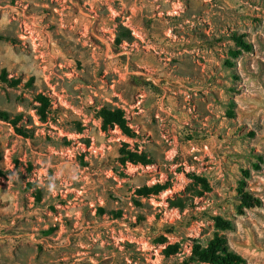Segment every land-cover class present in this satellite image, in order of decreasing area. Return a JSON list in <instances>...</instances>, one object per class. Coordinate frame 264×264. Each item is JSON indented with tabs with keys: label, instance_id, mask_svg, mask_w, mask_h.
Returning a JSON list of instances; mask_svg holds the SVG:
<instances>
[{
	"label": "rangeland",
	"instance_id": "1",
	"mask_svg": "<svg viewBox=\"0 0 264 264\" xmlns=\"http://www.w3.org/2000/svg\"><path fill=\"white\" fill-rule=\"evenodd\" d=\"M0 111V264H264V0H0Z\"/></svg>",
	"mask_w": 264,
	"mask_h": 264
},
{
	"label": "trees",
	"instance_id": "2",
	"mask_svg": "<svg viewBox=\"0 0 264 264\" xmlns=\"http://www.w3.org/2000/svg\"><path fill=\"white\" fill-rule=\"evenodd\" d=\"M236 45L240 47L241 51L249 52L250 46L243 42L241 38H235ZM237 51L232 53L234 57H236L239 52ZM3 80H6L3 78ZM12 86H17L18 81L12 80L10 83ZM38 102L41 104L39 108L38 114L41 116L42 120L45 118V109L48 105V100L43 96L37 97ZM98 117L102 123V130L107 131L109 129H118L121 134L127 138H133L135 133L133 130L128 126V123L125 119L124 111L119 108H101L97 112ZM0 120L8 122V115L4 112L0 111ZM14 130L17 135L22 136L23 138H27V135L20 129L17 128L15 123ZM121 149H119V158L118 162L125 166L127 163L133 165H143L148 166L151 164L150 159L147 158L145 154H140L138 152H131L128 149V145L126 143H122ZM163 190V187L160 185H155L154 187L148 188L143 187L142 189L137 190V195L141 197H149L151 195H157ZM239 201L241 202L242 206L246 209L257 207L260 204V201L253 197L252 195L243 193L239 197ZM214 227L219 231H226L231 229V222L227 219H224L220 216L214 217ZM172 247H169L170 249ZM166 254L168 253L165 251ZM191 258L193 261L202 263V264H244V260L231 251L229 248L226 239L219 234H215L214 237L209 241V243L202 247L200 245H195L191 251Z\"/></svg>",
	"mask_w": 264,
	"mask_h": 264
}]
</instances>
